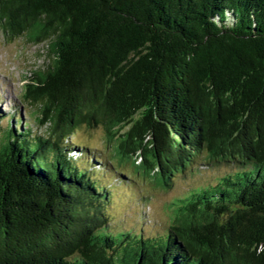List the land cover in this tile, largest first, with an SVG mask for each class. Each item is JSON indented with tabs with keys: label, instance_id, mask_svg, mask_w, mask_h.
<instances>
[{
	"label": "trees",
	"instance_id": "1",
	"mask_svg": "<svg viewBox=\"0 0 264 264\" xmlns=\"http://www.w3.org/2000/svg\"><path fill=\"white\" fill-rule=\"evenodd\" d=\"M0 29L54 57L22 99L48 135L0 109V264H264V0H0ZM201 164L230 171L165 234L111 228L123 169L171 190Z\"/></svg>",
	"mask_w": 264,
	"mask_h": 264
},
{
	"label": "rangeland",
	"instance_id": "2",
	"mask_svg": "<svg viewBox=\"0 0 264 264\" xmlns=\"http://www.w3.org/2000/svg\"><path fill=\"white\" fill-rule=\"evenodd\" d=\"M53 58L46 45H33L26 37L8 38L0 29V109L12 114L16 104L21 108L23 118L30 121L33 133L38 135H48L47 129L39 127L36 122L34 114L39 115L38 109L23 103L22 99L25 85L29 82L28 77L31 76L29 73L44 69ZM3 125L9 126L10 118L7 117ZM71 141L111 154L105 142L103 127H82ZM123 170L133 177L126 184L130 188H126V185H117L115 188L117 196L108 207L111 228L116 231L124 228H132L137 232L143 230L146 235L165 234L172 222L171 204L175 200L186 196L193 189L216 184L220 177L230 171L225 166L208 167L201 164L193 171L176 178L171 190H165L155 186L150 180L136 176L129 167ZM103 180L109 182L114 178L107 176Z\"/></svg>",
	"mask_w": 264,
	"mask_h": 264
},
{
	"label": "built area",
	"instance_id": "3",
	"mask_svg": "<svg viewBox=\"0 0 264 264\" xmlns=\"http://www.w3.org/2000/svg\"><path fill=\"white\" fill-rule=\"evenodd\" d=\"M29 72H27V74H28ZM29 75H31V73H29Z\"/></svg>",
	"mask_w": 264,
	"mask_h": 264
}]
</instances>
